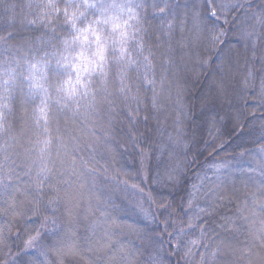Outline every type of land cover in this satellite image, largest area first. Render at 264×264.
Listing matches in <instances>:
<instances>
[{"label": "trees", "instance_id": "16d2710c", "mask_svg": "<svg viewBox=\"0 0 264 264\" xmlns=\"http://www.w3.org/2000/svg\"><path fill=\"white\" fill-rule=\"evenodd\" d=\"M25 2L0 33L43 31ZM145 3L151 66L50 153L26 95L0 115V264H264V0Z\"/></svg>", "mask_w": 264, "mask_h": 264}, {"label": "clouds", "instance_id": "9594fccd", "mask_svg": "<svg viewBox=\"0 0 264 264\" xmlns=\"http://www.w3.org/2000/svg\"><path fill=\"white\" fill-rule=\"evenodd\" d=\"M24 7L26 24L43 31L28 41L0 33V115L26 95L32 101L34 147L46 154L59 138V117L97 112L110 103L114 84L123 94L133 70L151 66L144 43L147 5L145 0H26ZM58 25L66 30L55 41L47 39L45 33ZM144 82L154 79L146 73Z\"/></svg>", "mask_w": 264, "mask_h": 264}, {"label": "rangeland", "instance_id": "374dc122", "mask_svg": "<svg viewBox=\"0 0 264 264\" xmlns=\"http://www.w3.org/2000/svg\"><path fill=\"white\" fill-rule=\"evenodd\" d=\"M216 171H218V170H217V169H214L213 172H216ZM195 191H196V187H193V188L191 189V191L188 192V196H189V198H190V201H193V202L195 201V200H194V198L196 197ZM188 201H189V200H188ZM193 202H192V203H193ZM135 212H136L138 215H141L142 217L147 218V216H146V214L144 213L143 210H141V209H135Z\"/></svg>", "mask_w": 264, "mask_h": 264}, {"label": "snow or ice", "instance_id": "6c2138e0", "mask_svg": "<svg viewBox=\"0 0 264 264\" xmlns=\"http://www.w3.org/2000/svg\"><path fill=\"white\" fill-rule=\"evenodd\" d=\"M212 15H215V13H212Z\"/></svg>", "mask_w": 264, "mask_h": 264}]
</instances>
